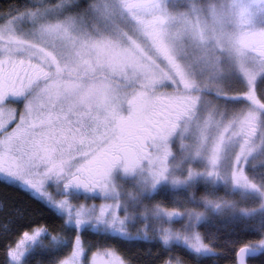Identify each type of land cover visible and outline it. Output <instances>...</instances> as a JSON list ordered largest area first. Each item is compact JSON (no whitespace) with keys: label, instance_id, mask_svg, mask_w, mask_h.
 <instances>
[{"label":"rangeland","instance_id":"374dc122","mask_svg":"<svg viewBox=\"0 0 264 264\" xmlns=\"http://www.w3.org/2000/svg\"><path fill=\"white\" fill-rule=\"evenodd\" d=\"M184 1L187 10L171 9ZM193 1L96 0L85 22L65 16V4H59L0 24V70L10 63L34 69L18 92L0 84V127L14 121L8 134L48 89L64 134H74L72 161H92L138 118H149L158 101L176 102V115L151 127L145 151L101 168L108 172V199L126 202L137 219L151 210L150 229L183 217L156 212L158 207L144 200L153 192L197 181L224 185L207 177L208 162L218 154L227 171L241 146L240 123L260 105L254 86L264 76V0ZM25 95L22 102L5 103V97ZM36 123L33 131L40 132ZM252 159L264 160V150ZM157 174L161 179L154 183ZM72 199L101 197L75 192ZM203 219L204 214L198 220L184 215L183 225L190 229Z\"/></svg>","mask_w":264,"mask_h":264},{"label":"snow or ice","instance_id":"6c2138e0","mask_svg":"<svg viewBox=\"0 0 264 264\" xmlns=\"http://www.w3.org/2000/svg\"><path fill=\"white\" fill-rule=\"evenodd\" d=\"M44 78L50 79V76L44 74ZM48 93L49 90L45 89L40 94L38 103L28 110L13 133L8 134V130L14 121L0 127V180L46 203L63 217V223L55 229L43 223L23 229L13 240L5 242L4 264H139L125 250L131 242H143L145 247L137 250L142 255L159 257L156 264H216L214 258L219 255V250L204 239L195 222L190 229L171 222L154 225L150 229L148 218L151 210H142L137 219V214L128 210L126 202L108 199L107 170L94 171L92 162L88 160L72 161L69 153L74 134L73 137L64 134V122ZM10 99L19 103L26 100L27 95L5 97V103ZM36 121H39L40 132L33 131L37 127ZM58 124L61 126L60 135H57ZM237 138L241 146L227 171L220 168V156L213 154L206 175L213 182L257 194L258 203L250 210L238 208L234 201L225 197H217L206 199L205 205L217 213L231 210L248 216L254 211H264V182L257 183L247 171L250 164L264 167V160L252 159L258 149L264 150V101L241 121ZM160 179L157 174L153 182ZM74 192L85 196L98 195L101 199L99 202L74 201ZM3 210L5 203L0 200V211ZM14 211L17 216L23 214L19 209ZM155 211L162 212L167 218L188 215L198 220L203 215L177 208H156ZM134 223L138 225L135 231L132 230ZM11 227L7 221L0 224V233L9 232ZM258 231V239L236 248L231 264H251V260L264 257V229ZM89 234L96 235L86 239ZM100 234H103V239ZM55 244L65 245L63 255L51 256L49 249ZM176 244L189 249L194 260L177 255L173 249ZM206 257L213 259H202Z\"/></svg>","mask_w":264,"mask_h":264},{"label":"trees","instance_id":"16d2710c","mask_svg":"<svg viewBox=\"0 0 264 264\" xmlns=\"http://www.w3.org/2000/svg\"><path fill=\"white\" fill-rule=\"evenodd\" d=\"M96 0H0V24L6 20L25 11L48 10L59 4H65V16L84 19L89 16V12ZM194 5L209 4V0H195ZM190 5V4H189ZM187 2L173 4L172 10H183L189 6ZM176 6V7H175ZM187 10V9H186ZM264 76L255 84L254 94L261 103L264 101ZM258 88L261 90L259 92ZM248 174L257 183L264 182V167L251 164L248 166ZM146 197V196H145ZM225 197L234 201L238 208L252 209L258 203V196L254 193L241 195L225 185H210L203 182H192L185 188L171 190L161 188L147 198L149 204L159 209L177 208L182 211L201 212L204 219L197 223L196 229L202 233L206 241H210L213 247L219 250V255L214 259L216 264H231L234 260L235 250L238 246L249 240L258 239L260 232L258 229H264V211H254L248 216L240 215L239 211L225 210L223 213H217L210 207H206V199H216ZM0 200L5 203V210L0 211V224L9 222L12 227L7 233H0V264H4L3 249L6 241L13 240L23 229L30 228L34 224H47L50 228H57L63 223V218L50 209L45 203L33 197L29 192L21 190L19 187L5 183L0 180ZM15 209L21 210L22 216H17ZM140 209V208H138ZM184 216L176 221V224H183ZM96 234H89L86 239L93 238ZM103 239V234H100ZM109 239H112L109 237ZM124 245H122L123 247ZM143 242H131L126 246V251L139 264H156L159 257L142 255L137 248L143 249ZM155 250V245H153ZM177 255L186 260H194L193 253L183 245H173ZM51 256L63 255L66 247L63 244H56L50 249ZM212 260V257L202 258ZM251 264H264V257H257L251 260Z\"/></svg>","mask_w":264,"mask_h":264},{"label":"flooded vegetation","instance_id":"af4514ba","mask_svg":"<svg viewBox=\"0 0 264 264\" xmlns=\"http://www.w3.org/2000/svg\"><path fill=\"white\" fill-rule=\"evenodd\" d=\"M33 70L34 69H30L28 65L22 67L20 64L10 63L0 70V84L4 89L9 87L13 92H18L22 86V82H28V78L31 77V72ZM26 75H28V78ZM28 84L31 87L33 82ZM158 104L160 105L150 110L151 113L149 112V118H146L148 114L145 115L144 118H138L139 120L131 129L127 130V128H125L117 141L107 147L109 148L107 151L98 154L95 159L91 161L94 171H102L101 168L103 165L107 166L109 164L123 162L126 157L131 158L136 150L142 152L147 149V140L152 135L151 127L156 129V125H158L160 119L165 120L167 117H171L174 114L176 115V108L178 109L176 102H168L167 99L158 101Z\"/></svg>","mask_w":264,"mask_h":264}]
</instances>
